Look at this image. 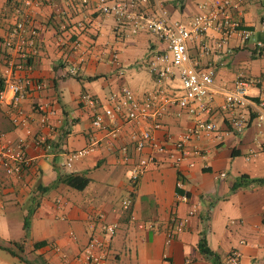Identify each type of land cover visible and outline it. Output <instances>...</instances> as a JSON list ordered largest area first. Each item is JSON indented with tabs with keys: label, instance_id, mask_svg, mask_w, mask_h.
<instances>
[{
	"label": "crops",
	"instance_id": "crops-1",
	"mask_svg": "<svg viewBox=\"0 0 264 264\" xmlns=\"http://www.w3.org/2000/svg\"><path fill=\"white\" fill-rule=\"evenodd\" d=\"M204 1L168 0L167 9L172 20L188 24L200 12L199 5ZM230 1L235 7L234 17L254 29V40L241 42L232 36L223 48L202 55V47L219 37L215 29H209L204 37L193 39L188 45L192 63L198 67L209 65L215 70L220 93L214 96L210 117L221 130L227 128V115L220 109L221 93L237 89L254 98L259 94L256 82L264 80V49L258 59L253 56L252 64H247L256 41L264 39L261 22L264 0ZM23 2L0 0L2 76L10 61L3 43L14 21V11ZM51 3L34 11L30 22L36 35L29 48V66L20 77L41 81L43 89L19 103L26 123L14 125L9 100H0V133L11 140L24 139L28 159L19 177L7 175L0 164V264H22L3 250L13 249L11 243L22 240L25 252L29 253L22 256L29 263L77 264L76 257L91 238L105 242L96 251L105 253L107 264L110 257L119 263L121 256L113 251L115 233L106 241L101 232L103 224H114L116 229L123 226L126 233L132 228L140 232V241L134 242L130 249L136 264H226L225 258L232 249L241 252L239 264H264V184L231 189L241 175L264 177V125L251 123L239 135L191 141L190 150L201 148L206 152L202 157L188 156L178 169L170 167L164 155L157 154L155 163L132 190L122 178L125 173L118 170L130 168L118 163L121 155L118 150L127 144L132 124L121 119L120 136L113 146H108L105 132L91 125L92 113L80 103V96L90 94L100 102L101 110L108 107L112 104L111 97L121 87H127L124 67L143 60L151 85L143 74L137 73L135 89H131L134 95L143 98L146 93L158 91L165 97H175L181 93L178 71L173 69L166 78L157 80L148 65L164 49V44L151 34L128 36L127 28L116 29L114 19L101 14L94 0ZM73 39L81 42L80 49L71 48ZM114 54L118 68L112 63ZM236 64L246 69L249 77L234 72ZM72 68L74 73L70 72ZM98 75L101 77L96 80L84 81L85 77ZM71 101L75 107L69 112ZM42 104H49L54 110L48 127L40 125L37 108ZM160 120L171 140H176L194 123L192 117L175 105L169 106ZM40 135L46 136L53 146L51 154L34 143V138ZM153 135L158 141L166 140L163 130H155ZM83 149L88 152L73 159L70 168L62 166L68 154ZM129 152L136 160L149 150L139 154L130 145ZM104 167L115 169L105 173ZM75 175L89 179L83 190L71 188L63 181ZM178 179L188 194L187 204L176 199ZM50 191L54 192L52 200L47 196ZM65 191L78 193L68 198ZM127 197L132 198V204L129 210H123L121 201ZM191 205H196V214L181 233L166 243L167 230L172 229L175 219L187 214ZM140 223H152L153 227L140 229ZM202 240L214 256L199 251ZM39 242L46 244L35 248Z\"/></svg>",
	"mask_w": 264,
	"mask_h": 264
},
{
	"label": "built area",
	"instance_id": "built-area-1",
	"mask_svg": "<svg viewBox=\"0 0 264 264\" xmlns=\"http://www.w3.org/2000/svg\"><path fill=\"white\" fill-rule=\"evenodd\" d=\"M98 11L114 19L116 29L127 28L128 36L151 34L164 44V49L153 57L148 65L149 72L157 79L166 78L173 69L178 71L181 93L175 97H165L160 92L146 93L143 98L136 97L133 92L123 86L117 95L110 100L112 104L100 109V102L90 94L80 96V103L92 113L91 125L105 132L108 146H113V141L120 134V120L125 119L132 124L133 129L128 135L127 144L119 147L120 157L118 163L130 165L129 184L132 190L140 182L141 177L148 167L155 163L158 155H164L167 164L178 169L181 163L190 155L202 157L205 150L193 148L188 144L203 137L214 136L216 139L227 137L231 134H242L251 123L259 127L264 125V80L257 81L259 94L251 98L242 90H226L221 94L223 103L220 109L226 113L227 128L219 129L216 122L210 117L214 96L220 93L215 83V70L212 66L198 67L191 62L188 45L193 39H201L207 30L215 29L219 37L212 44L202 47V55L212 50L223 48L230 37L235 36L241 42L254 40V29L244 26L234 17L232 9L235 8L230 0H205L199 5L200 12L188 23L172 20L169 15L168 0H94ZM52 0H24L20 7L14 11V21L5 37L4 47L7 49L10 61L3 72L5 88L0 92V100H9L14 125H23L27 117L19 108V103L30 96L40 92L43 84L37 79L27 76L20 77L24 71L23 62L29 56V48L33 46L36 33L30 28L34 11L42 6L52 4ZM64 28V27H63ZM264 30V22L262 25ZM256 46L261 47V41H256ZM71 48L80 49L78 39L70 41ZM112 63L120 67L117 54L112 57ZM71 73L75 69L70 70ZM121 76L122 73L118 72ZM9 94V96H7ZM175 105L179 111H184L192 117L193 126L183 132L176 140H171L170 134L161 122V117L166 109ZM41 127L49 126V119L54 115V110L49 104L38 106ZM237 110H239L237 112ZM146 125V126H145ZM163 130L165 141H158L153 131ZM30 135V131L26 132ZM34 143L43 148L44 152L52 153L53 146L46 136L34 138ZM132 146L136 153L146 149L149 152L138 159H134L129 152ZM27 143L24 139L11 140L6 134L0 133V164L9 176L19 177L23 167L28 164L26 157ZM87 149L72 152L67 155L62 166L70 168L73 159L86 154ZM222 177L224 174L221 175ZM176 199L181 203H188L189 197L183 189V182H176ZM132 198L127 197L121 201L123 210H129ZM196 205H191L187 214L174 220L172 229L167 230L166 243L181 233L189 220L196 214ZM140 229H151L152 223H140ZM116 225L103 224L101 232L106 241L115 233ZM104 241L91 238L89 243L76 257L77 264H107L103 251H96L104 245ZM66 259V256H63ZM241 252L232 249L225 258L226 264H239Z\"/></svg>",
	"mask_w": 264,
	"mask_h": 264
},
{
	"label": "rangeland",
	"instance_id": "rangeland-1",
	"mask_svg": "<svg viewBox=\"0 0 264 264\" xmlns=\"http://www.w3.org/2000/svg\"><path fill=\"white\" fill-rule=\"evenodd\" d=\"M248 46H249V48L250 47L252 48L251 44ZM258 57L259 56H257L256 58L258 59ZM253 59H254V57L249 54L247 64H249V63L252 64ZM123 71H124L123 74H124L125 84L130 90L135 89V86H136L135 75L137 73L143 74L146 77V79L149 81V86L151 85L150 84L151 78L146 71V66H145V63L143 62V60H139V61L137 60V62L132 63L131 65L125 66ZM234 72H239L244 77H249V74L247 73L248 71L246 69H244L243 67L242 68L239 67V65H237V64L234 65ZM174 84L178 85L179 82H175ZM139 89H140V87H139ZM132 92H135V91H132ZM133 94H135V93H133ZM74 107H75V104L73 101H71L68 104L69 112H72ZM238 160L241 161V159H238ZM104 169H106L105 170V173H106L109 170L113 171L115 168L104 167ZM118 170L122 173H125V174H123L122 178L125 182L129 183V179H130L129 169L119 167ZM100 172H102L104 174L103 170H101ZM230 178H232V177H230ZM256 178H260V177H256ZM53 193L54 192H51L47 195L51 200L54 198ZM77 193L78 192H76V191H65V197H68V198H69V196L73 197L74 195H77ZM140 239H141V235H140V232L138 230L132 228L131 232L126 233V230L123 226L118 227V229H116L115 235L113 237V244H114L113 245V251L116 250L118 252L117 254H119L121 256V260L118 263V262L112 260V258L110 257L108 259V264H136L134 257L130 253V249H131V245L136 241L139 242Z\"/></svg>",
	"mask_w": 264,
	"mask_h": 264
},
{
	"label": "trees",
	"instance_id": "trees-1",
	"mask_svg": "<svg viewBox=\"0 0 264 264\" xmlns=\"http://www.w3.org/2000/svg\"><path fill=\"white\" fill-rule=\"evenodd\" d=\"M261 22L262 23L264 22V17L261 18ZM262 41L264 43V39H262ZM263 49H264V44L261 47L255 46L252 49V56H256V54H257V56H260L262 54ZM22 64H23L24 68L29 66L28 57ZM100 77L101 76H99V75L98 76H94V77H85L84 81L96 80V79H98ZM4 88H5V79H4V77L2 75H0V92L3 91ZM63 181L69 187L74 188L76 190H83L87 186V184L89 183V179H87L86 177H84V176H76V175L75 176H67ZM254 184L255 185L264 184V177L263 178H249V177H247L245 175H241L235 180V182H233L231 189H232V191H234V190H237L239 188L246 187V186H249V185H254ZM23 227H24V230L27 227L25 221H24ZM45 244H46L45 242L36 243V245H35L36 247L35 248H39V247L41 248ZM11 245L13 246V249L5 247L3 250L6 251L10 256L17 258L19 260V262L22 263V264H34V263H31V262L29 263L28 261H25V259L22 256V253H24V256H26V257H27V254H29V253L25 252L24 240H22L21 242H12ZM198 248H199V251L202 254H207V255L214 256L212 251H210L206 247L205 242L203 240L199 242Z\"/></svg>",
	"mask_w": 264,
	"mask_h": 264
}]
</instances>
